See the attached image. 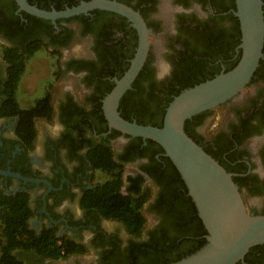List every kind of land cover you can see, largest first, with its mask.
Listing matches in <instances>:
<instances>
[{
    "label": "flooded vegetation",
    "instance_id": "flooded-vegetation-1",
    "mask_svg": "<svg viewBox=\"0 0 264 264\" xmlns=\"http://www.w3.org/2000/svg\"><path fill=\"white\" fill-rule=\"evenodd\" d=\"M70 1L63 10L91 0ZM110 1L138 13L148 33L145 62L118 105L126 121L149 126V115L186 84L227 72L239 58V45L229 43L235 0ZM138 46V30L119 13L93 9L52 22L0 0V195L26 201L33 233L17 237L29 248L15 247L0 206V264H9L8 254L15 264H146L149 249L178 257L200 241L189 217L193 201L164 150L111 128L105 117L103 102ZM38 54L48 57V72L25 80ZM14 55L18 80L6 59ZM21 97L36 100L27 107ZM11 99L18 109L7 105ZM40 104L38 111L50 106V119L17 114ZM195 116L189 132L231 175L248 213L264 216V52L240 94ZM122 211L132 212L131 221L139 212V234L127 229ZM55 239L82 252L53 259L38 251ZM235 264H264V243Z\"/></svg>",
    "mask_w": 264,
    "mask_h": 264
},
{
    "label": "water",
    "instance_id": "water-1",
    "mask_svg": "<svg viewBox=\"0 0 264 264\" xmlns=\"http://www.w3.org/2000/svg\"><path fill=\"white\" fill-rule=\"evenodd\" d=\"M19 10L54 22L102 9L128 18L138 30L139 46L130 67L103 102L111 128L157 143L180 173L206 231V244L195 253L171 264H235L248 250L264 243V216L248 213L231 175L184 129L185 122L236 97L251 80L264 46L262 0H235L232 14L240 27V58L231 70L216 75L175 96L165 109L162 127L124 120L118 113L121 97L141 70L148 52V33L138 13L116 1L91 0L62 11H46L27 0H15ZM4 174L3 172H0Z\"/></svg>",
    "mask_w": 264,
    "mask_h": 264
},
{
    "label": "trees",
    "instance_id": "trees-1",
    "mask_svg": "<svg viewBox=\"0 0 264 264\" xmlns=\"http://www.w3.org/2000/svg\"><path fill=\"white\" fill-rule=\"evenodd\" d=\"M264 3V0H262ZM27 2L30 5H35L37 6L39 9L42 10H46L49 11L51 9V6L57 10H63L64 9V4L68 5V6H72V1L70 0H27ZM233 10H235V5H233ZM263 13H264V6H263ZM228 18L230 20H232V36L229 37V43L230 45L235 48L240 44V27H239V22L238 19L230 13V15L228 16ZM215 38H217L216 40L218 41V43H220V38H218V36H216ZM263 52H264V48H263ZM16 54V53H15ZM239 58H240V54H239ZM239 58L235 61L233 68L236 66V64L239 61ZM7 61L10 62L11 64V68H10V72L9 75H11L12 77H15L16 80L19 79L20 73H21V69H22V63L20 62L21 57L19 55H14V57L12 58H7ZM212 77L208 78L212 79ZM206 81V80H204ZM204 81H197L194 84H192L191 82L186 84V88H190V87H194L195 85H198ZM182 90H179L176 92L175 96H177L178 94H180ZM174 96V97H175ZM173 97V98H174ZM167 99L165 100L162 108H161V113L157 114V113H152L149 115V125L153 126V127H162V123H163V118H164V114H165V109L168 106V104L172 101V99ZM8 106H10L11 108H15L18 109V104L16 102V100L11 99L8 101ZM40 106H42L41 104L39 106H37L36 108L33 109H28V110H19L17 114L20 115L21 120L24 119L25 117H28L29 115H33V116H40V117H47L48 119H50L51 117V109L50 106L46 105L43 110L44 111H38ZM197 116H194L193 119H196ZM24 125L26 126V122L23 120ZM189 120H187L185 122L184 125V129L185 132L198 144L201 145L194 137L193 135L189 132L188 130V125H189ZM208 154H211V151L208 150L207 148H203ZM188 204L190 205V209H189V217L192 223V230L195 233L196 236L201 237L200 241L198 242V244H196V246L194 248H192L190 251H187L184 255L178 256V257H172L171 256V252L169 249H157V248H152L149 249V261L146 264H171L174 262H177L193 253H195L196 251H198L199 249H201L205 244H206V240L204 238H202L204 235L207 234L206 230L204 229V226L202 224V221L198 218L197 216V210L194 206L193 203L188 202ZM0 206L4 207L7 209L6 213H5V217H4V225H5V229H6V235H8L9 237H13L10 238L12 241H16V245H14L15 247H26L29 248L30 246L28 245H24L23 241H19V239L17 238L18 236H22L24 234L27 235H33V233H30L27 229V219L29 218V210L27 208V203L25 200H20L18 199V197L16 198H6L2 195H0ZM122 217H125V220L127 222V229L132 230L133 232H136L137 234H139L140 230H141V226H142V217L139 214L138 211H136V215L135 218L132 219L131 221V211H122ZM133 221L135 222L133 224ZM185 231L186 229L183 228ZM28 241V240H27ZM57 242L58 240L55 239L52 242H50V244H52V246L48 245H43V248L39 249L38 251L40 253L45 254L46 256H50L53 259H66L68 258L70 255L78 253V252H82V247L76 246L75 244L69 242V241H64L63 245L57 246ZM26 243V242H25ZM62 250H64V253L62 254ZM7 262L9 264H15L13 258L8 254V258H7Z\"/></svg>",
    "mask_w": 264,
    "mask_h": 264
},
{
    "label": "rangeland",
    "instance_id": "rangeland-1",
    "mask_svg": "<svg viewBox=\"0 0 264 264\" xmlns=\"http://www.w3.org/2000/svg\"><path fill=\"white\" fill-rule=\"evenodd\" d=\"M46 59H48L47 56L44 54H38L28 63V72L24 76V79H38L46 76L48 71H45L48 68V64L46 62ZM36 99H29V98H19V101L24 104L25 106L29 107L33 101ZM212 130V129H210Z\"/></svg>",
    "mask_w": 264,
    "mask_h": 264
}]
</instances>
